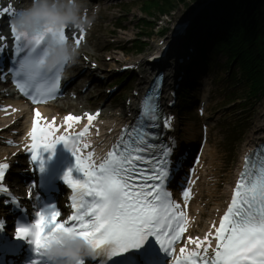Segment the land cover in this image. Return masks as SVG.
<instances>
[{"label": "snow or ice", "instance_id": "snow-or-ice-1", "mask_svg": "<svg viewBox=\"0 0 264 264\" xmlns=\"http://www.w3.org/2000/svg\"><path fill=\"white\" fill-rule=\"evenodd\" d=\"M2 12L9 13L12 20L17 14V10L10 8H4ZM12 31L17 41V55L21 51H27L16 72L22 80L21 90L29 88L38 79H45L50 82V86L42 90L41 94L44 97L51 95L57 90L61 72H49L44 66L47 34L20 33L13 23ZM61 35L64 39H69L68 35ZM73 39L79 46L83 37L77 38L73 34ZM152 95L149 94L150 97ZM33 102L41 100L33 97ZM142 113L149 121H154L157 105L146 99ZM36 116L38 119L32 133L33 139L50 138L51 131L39 127L40 113L37 112ZM78 119L68 117L70 121ZM88 119L91 121L95 117L89 115ZM128 139L130 143L122 141L118 149L110 152L108 158L97 166L91 155H80L79 138H60L59 143H65L75 155L76 167L83 174V179H74L71 170L64 177L65 182L76 193L72 197L75 214L69 220L60 222L62 213L53 206L48 214L38 213L39 218L32 228L20 227L17 230L18 237L32 238L31 242L39 257L34 264H42L41 249L61 231L88 240L98 250V257L108 259L141 247L149 236H155L166 251L172 250L173 242L184 231L181 227L184 213L180 211L179 205L170 200V194L163 190L167 171L151 166L153 159L162 168L166 167V162L154 154L152 158L143 155L145 149L150 150V146L143 143V137L139 134L136 139ZM137 140L141 143H137ZM56 145L55 142H45L42 145L37 143L33 145V149H54ZM163 155L162 152L161 156ZM32 159L40 160L38 155H33ZM141 162L150 167L147 170L138 168L137 165ZM257 164L258 169L254 168L251 176L246 167L236 186L231 206L217 229L219 244L214 259L209 261L201 258V264H264V161H257ZM7 167L8 165H3V168ZM137 172L143 178L139 184L134 180ZM3 179L4 172L0 170V180ZM198 256L197 252L189 253L177 261V264H197Z\"/></svg>", "mask_w": 264, "mask_h": 264}, {"label": "clouds", "instance_id": "clouds-1", "mask_svg": "<svg viewBox=\"0 0 264 264\" xmlns=\"http://www.w3.org/2000/svg\"><path fill=\"white\" fill-rule=\"evenodd\" d=\"M94 20L95 11L89 15L83 0H30L27 6L17 10L12 23L20 33H46L44 66L49 72L63 73L78 62L81 46L64 39L61 33L87 31ZM97 257L98 250L88 240L63 231L41 249L42 264H94Z\"/></svg>", "mask_w": 264, "mask_h": 264}, {"label": "rangeland", "instance_id": "rangeland-1", "mask_svg": "<svg viewBox=\"0 0 264 264\" xmlns=\"http://www.w3.org/2000/svg\"><path fill=\"white\" fill-rule=\"evenodd\" d=\"M105 1V0H104ZM192 1L194 0H187L186 4L185 5H180L177 7V9L174 10L173 14L171 15V17L173 16V18L176 17V19L182 15L184 13V11L186 10V8L192 3ZM115 2H118V1H115ZM115 2L113 3V8L108 10L106 12V14L104 15V19L107 20V23L105 24V26L108 25V22L109 20L113 17H117L119 16V10L116 9L115 6ZM109 5V4H108ZM173 5V4H172ZM160 8H162L161 5H159L158 7L156 8H153L151 11V16L153 17L152 18V21L155 20V22L157 21L159 25H161L162 23H165L166 25V21L168 18H171L170 16H163V17H159L156 13L159 11L160 12ZM171 8V7H170ZM174 8V6H173ZM156 9V10H155ZM164 10H167V8L163 7L162 8V11ZM262 12V15L264 16V8L261 9ZM163 13V12H162ZM139 18H142V14L139 12L138 9H133L132 10V15H130L127 18H125V22L123 23L124 26L127 27V31L125 33H118V35L114 38L111 34H112V26L110 25L107 29V31H103L101 34H100V37H101V41H105V43L103 44L104 46H106V50L110 48L112 41L113 40H121V41H126V40H130V39H135L136 37V34L138 33V31L136 30V24H137V21ZM262 22H264V18L262 19ZM150 27H152L151 29H155V26L151 25ZM157 29V27H156ZM150 29H147L145 32H149ZM147 40V39H146ZM148 42V47H153V44L155 43V38L153 39H149L147 40ZM128 49H131L132 48V44H130V46H127ZM105 50V51H106ZM149 50V48H148ZM103 54H99L102 58V65L99 69V74H102V75H106V74H110V80L108 81V84H113V82H115L117 79H118V76L117 75H111V72H109L108 70L109 69H112V68H119V65H117L116 62H107L106 61V57H110L112 58L114 56V54L112 52H105ZM117 54V59H124V60H134L136 59L137 57L135 55H132V54H121V53H116ZM227 75L222 72V71H219L218 72V80L223 82V85L222 83H217L215 81L214 83V87L218 90L217 91V96H219V99L221 101H223V98H222V94H223V90L226 89V83H225V77ZM106 86V84H105ZM108 87V85H107ZM220 92V93H219ZM130 94V92L128 91L125 96H128ZM122 99L124 98H121L120 100L122 101ZM228 109H223L222 111H226ZM234 111L235 110H232L230 113H227V116H229V118H233L234 116H240L239 113H237L236 115L234 114ZM251 112V111H250ZM264 114V98H262V100L258 103H256V105L253 107V110H252V117H253V121H257L258 119H260V117ZM240 150V149H239ZM237 152V150L235 151Z\"/></svg>", "mask_w": 264, "mask_h": 264}, {"label": "bare ground", "instance_id": "bare-ground-1", "mask_svg": "<svg viewBox=\"0 0 264 264\" xmlns=\"http://www.w3.org/2000/svg\"><path fill=\"white\" fill-rule=\"evenodd\" d=\"M145 60H143V61H141L140 62V64H142L143 62H144ZM59 110H62L61 111V113L62 112H64V111H69L68 109H65V107H63V106H61L60 104L59 105H54V106H52V107H49V108H46L45 109V112H46V114H48V115H53L55 112H58ZM60 113V112H59ZM56 114V113H55ZM107 113L105 112V114H104V116L106 115ZM1 115V114H0ZM21 115H24V117L26 116V113H23V114H21ZM18 115L17 114H11V117H6V119H2L1 117H0V120H2V121H0V124L1 123H3V122H6V121H9V119L10 120H16L18 117H17ZM4 120V121H3ZM10 122V121H9ZM14 129H18V127L16 126V127H14ZM9 132V130L7 131V133Z\"/></svg>", "mask_w": 264, "mask_h": 264}, {"label": "trees", "instance_id": "trees-1", "mask_svg": "<svg viewBox=\"0 0 264 264\" xmlns=\"http://www.w3.org/2000/svg\"><path fill=\"white\" fill-rule=\"evenodd\" d=\"M186 0H179L178 2H185ZM166 2V0L164 1ZM251 7V5L245 4L244 8H246L248 11H250L248 8Z\"/></svg>", "mask_w": 264, "mask_h": 264}]
</instances>
